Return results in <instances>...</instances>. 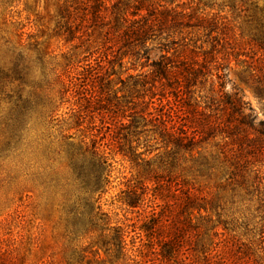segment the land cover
<instances>
[{"label":"rangeland","instance_id":"1","mask_svg":"<svg viewBox=\"0 0 264 264\" xmlns=\"http://www.w3.org/2000/svg\"><path fill=\"white\" fill-rule=\"evenodd\" d=\"M98 2L0 0V264H201L204 251L264 264V156L229 175L220 139L177 150L151 120L181 88L187 125L224 117L225 67L223 92L264 122V0ZM136 6L196 26L136 41ZM163 55L207 68L189 86L154 83ZM93 142L107 181L88 199L68 153ZM130 186L148 189L132 207Z\"/></svg>","mask_w":264,"mask_h":264},{"label":"trees","instance_id":"2","mask_svg":"<svg viewBox=\"0 0 264 264\" xmlns=\"http://www.w3.org/2000/svg\"><path fill=\"white\" fill-rule=\"evenodd\" d=\"M100 7L104 4V0H98ZM159 7V6H158ZM141 8L135 7L131 16L133 20L126 15L124 22L126 27L132 31L135 40L145 39L149 33L153 32L155 26L165 28H178L180 26L194 27L195 24L183 22L177 17L179 14L170 15L167 12H157V8H153L147 12L146 15H141ZM139 16L138 19L135 17ZM169 16V19L167 17ZM142 22V24H139ZM136 25V27H134ZM134 27V28H133ZM152 80L156 83H185V85H192L196 83L202 71L206 70V66L195 67L194 64L186 67L185 63L180 61V64L175 65L168 57L161 56L158 61L151 63ZM225 67H219L216 74L219 87L216 92L218 103L224 104V117L214 115L206 116L202 112H196L187 125L188 115L183 112L185 108V92L181 89L174 91L173 97L177 101V108L173 109L166 104H160L156 109L151 120L159 129V134L165 141L167 146L172 145L177 150H186L192 152L198 146L206 144L210 141L220 139L222 148L220 154L223 159V170L232 169L229 175H234L243 166L252 160V157L264 156V122L255 123V117L247 108L246 104L242 102L237 95H227L223 92V85L225 74L221 73ZM178 69V70H177ZM205 74V73H204ZM206 75V74H205ZM145 77H148V75ZM151 77V76H150ZM167 107V108H165ZM248 110V112H246ZM83 143V141H82ZM86 145L83 149L78 148V151L72 150L68 153L70 160V176L72 178V188L80 189L88 193V199H92L93 195L100 189L103 181L106 180L103 171L107 163L106 158L98 151L94 145ZM225 167V168H224ZM107 181V180H106ZM71 188V189H72ZM141 192L137 194V187L130 186L127 193L129 195L126 206L132 207L135 200H140L147 193L146 187L140 188ZM189 194V193H188ZM187 196L188 208H205L196 206V203ZM180 247V246H179ZM125 243L122 239V233L118 234V243L116 251H123ZM178 250V249H177ZM204 257L201 264H246L237 261H232L226 256L216 254L210 256L208 251H204ZM195 259V258H194ZM190 264H199L197 260H193Z\"/></svg>","mask_w":264,"mask_h":264}]
</instances>
